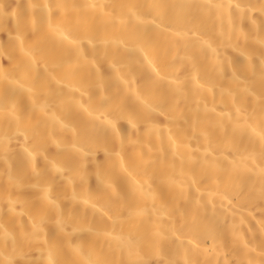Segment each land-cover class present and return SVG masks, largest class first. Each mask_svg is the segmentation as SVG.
Returning <instances> with one entry per match:
<instances>
[{
	"label": "bare ground",
	"instance_id": "obj_1",
	"mask_svg": "<svg viewBox=\"0 0 264 264\" xmlns=\"http://www.w3.org/2000/svg\"><path fill=\"white\" fill-rule=\"evenodd\" d=\"M0 264H264V0H0Z\"/></svg>",
	"mask_w": 264,
	"mask_h": 264
}]
</instances>
